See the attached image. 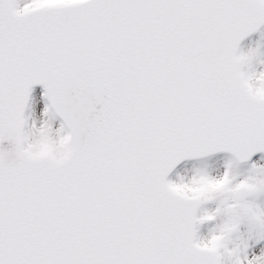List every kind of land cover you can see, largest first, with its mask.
<instances>
[{
    "label": "snow or ice",
    "instance_id": "obj_1",
    "mask_svg": "<svg viewBox=\"0 0 264 264\" xmlns=\"http://www.w3.org/2000/svg\"><path fill=\"white\" fill-rule=\"evenodd\" d=\"M0 264H264V0H0Z\"/></svg>",
    "mask_w": 264,
    "mask_h": 264
}]
</instances>
